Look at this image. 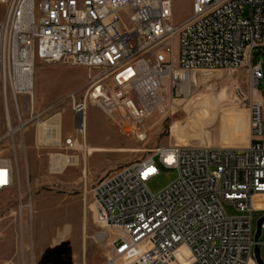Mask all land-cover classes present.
Instances as JSON below:
<instances>
[{"label": "built area", "instance_id": "2783aa9c", "mask_svg": "<svg viewBox=\"0 0 264 264\" xmlns=\"http://www.w3.org/2000/svg\"><path fill=\"white\" fill-rule=\"evenodd\" d=\"M0 7V144L13 130H36L61 113L59 140L37 146L54 151L48 162L78 142L63 133L62 111H35L38 61L85 68L84 88L65 95L74 131L94 104L119 132L137 136L148 117L183 94L190 73L246 66L255 83L245 147L155 148L94 184L92 219L100 228L95 239L108 246L105 264H258L255 245L264 264V218L254 241L264 215L263 72L252 61L264 45V0H192L193 14L179 24L173 0H0ZM48 132L55 135V126ZM155 159L176 177L154 193L147 181L158 174ZM15 180L14 161L0 148V192Z\"/></svg>", "mask_w": 264, "mask_h": 264}, {"label": "rangeland", "instance_id": "374dc122", "mask_svg": "<svg viewBox=\"0 0 264 264\" xmlns=\"http://www.w3.org/2000/svg\"><path fill=\"white\" fill-rule=\"evenodd\" d=\"M248 12L245 7V15ZM192 14V0H173L174 23ZM252 61L260 62L263 72L258 89L264 120V45L253 49ZM218 71L224 78L220 85L199 79L185 85L188 94L196 95L192 103L178 101L183 94L176 96L174 92L165 112L144 121L141 138L136 133L119 132L94 104L87 106L83 135L72 128L65 95L84 88L85 68L38 61L34 73L35 111L63 112V133L73 134L78 143L75 150L55 151L78 155L79 165L68 166L61 174H50L47 153L54 151L37 147L36 130L31 125L24 131L13 130L1 141L3 155L14 161L16 180L10 191L0 192V264H105L108 246L106 241L95 239L100 228L92 220V188L101 177L148 156L155 148L173 144L176 136L194 139L192 144L208 140L225 147L246 146L248 108L254 97L250 73L246 66ZM188 104L199 112L187 110ZM155 163L158 174L147 181V188L154 193L176 177L174 169L163 167L156 159ZM181 251L185 254L187 250Z\"/></svg>", "mask_w": 264, "mask_h": 264}, {"label": "bare ground", "instance_id": "6f19581e", "mask_svg": "<svg viewBox=\"0 0 264 264\" xmlns=\"http://www.w3.org/2000/svg\"><path fill=\"white\" fill-rule=\"evenodd\" d=\"M198 79L203 81L204 83H209V84L213 83V84H218V85H220V83H222V81L224 80L223 75L218 70L212 71V72L199 71L196 73H190L188 76L187 83L195 82ZM254 83L255 82L252 81V84H251L252 87H254ZM188 93L189 92H187V90L183 88V97L177 100L181 102L190 101V103H192L191 100L192 98H195L196 95H191V93L190 94ZM188 95H190V97H188ZM192 109H196V107L191 104H188L187 110H192ZM196 112H199V110L196 109ZM61 115H62L61 113H56L55 115L51 116V118L39 124V126L36 129V133H35V142L37 146H43V145L49 144L50 142L59 140V137H60L59 121H60ZM190 118L192 119L193 116L192 117L190 116ZM53 126H55V135L52 136L51 134H49L48 129ZM84 131H85V114L83 115V127L81 131L83 135H85ZM173 133L176 134V131H173ZM248 135H249V131H248ZM137 137L141 138L143 137V135L141 134V135H138ZM175 139L176 141L174 142V144L177 146L192 145V140H194L191 138H181L180 136H176ZM199 145H211V143L208 140H205V141H200ZM216 145H220V144L217 143ZM78 165H79V156L76 154H65V153L52 154L50 161H49L50 169L52 170L59 169L61 170V172H63L68 166H78ZM85 173H86V170H85Z\"/></svg>", "mask_w": 264, "mask_h": 264}, {"label": "water", "instance_id": "95a60500", "mask_svg": "<svg viewBox=\"0 0 264 264\" xmlns=\"http://www.w3.org/2000/svg\"><path fill=\"white\" fill-rule=\"evenodd\" d=\"M264 85V83H263ZM264 218V215L259 217L256 221H255V228H256V231H255V235H254V241L257 242L258 238H259V235H260V224L262 222ZM254 252H255V258L258 262V264H262L261 262V258H260V254H259V248L257 245H255L254 247Z\"/></svg>", "mask_w": 264, "mask_h": 264}, {"label": "crops", "instance_id": "0c3cea01", "mask_svg": "<svg viewBox=\"0 0 264 264\" xmlns=\"http://www.w3.org/2000/svg\"><path fill=\"white\" fill-rule=\"evenodd\" d=\"M190 17H188V18H186L185 20H183L182 22H185V21H187L188 19H189ZM85 129H86V126H85ZM85 132V131H84ZM85 143L87 144V142H86V140H85ZM245 147V146H244ZM87 153H88V151H87ZM86 220V219H85ZM93 220V219H92Z\"/></svg>", "mask_w": 264, "mask_h": 264}]
</instances>
